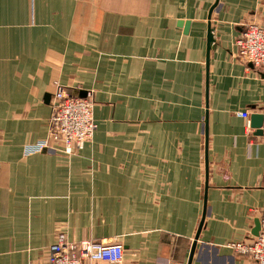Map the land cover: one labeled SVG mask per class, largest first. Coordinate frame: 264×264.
<instances>
[{
	"label": "crops",
	"instance_id": "crops-1",
	"mask_svg": "<svg viewBox=\"0 0 264 264\" xmlns=\"http://www.w3.org/2000/svg\"><path fill=\"white\" fill-rule=\"evenodd\" d=\"M215 1L0 0V264L45 262L58 232L118 239L123 264H255L231 245L264 211L239 115L264 112V73L235 39L264 0ZM55 84L92 93L94 134L26 154Z\"/></svg>",
	"mask_w": 264,
	"mask_h": 264
},
{
	"label": "built area",
	"instance_id": "built-area-1",
	"mask_svg": "<svg viewBox=\"0 0 264 264\" xmlns=\"http://www.w3.org/2000/svg\"><path fill=\"white\" fill-rule=\"evenodd\" d=\"M243 31L235 39L236 57L242 62L251 63L264 73V25L247 21ZM93 99L87 94L85 98L72 96L68 91L55 84L51 100V114L48 121V137L24 147L26 154L41 152L44 149H59L69 154L83 147L90 140L96 129L92 115ZM250 126V113H239ZM261 135L264 142V112L262 113ZM260 229L250 243H233L237 252L249 254L255 264H264V211L259 215ZM46 261L27 264H123V244L118 239H84L68 240L63 232H58L52 244L47 246Z\"/></svg>",
	"mask_w": 264,
	"mask_h": 264
},
{
	"label": "water",
	"instance_id": "water-1",
	"mask_svg": "<svg viewBox=\"0 0 264 264\" xmlns=\"http://www.w3.org/2000/svg\"><path fill=\"white\" fill-rule=\"evenodd\" d=\"M217 2H218V0L215 1V4ZM186 27H187V24H186ZM207 40H208V43H210L212 41L210 30H208ZM262 119H263L262 114H253L250 117V126L252 128H255V130H257L256 132L258 134H261V130L259 128H260V126L262 124ZM200 224H201V222H200ZM259 229H260V223H259V220L257 219V220L254 221V228L252 229L251 234L256 236L258 234ZM195 238H197V236ZM194 245L195 244H193V246H192L191 255H192V253L194 251Z\"/></svg>",
	"mask_w": 264,
	"mask_h": 264
},
{
	"label": "rangeland",
	"instance_id": "rangeland-1",
	"mask_svg": "<svg viewBox=\"0 0 264 264\" xmlns=\"http://www.w3.org/2000/svg\"><path fill=\"white\" fill-rule=\"evenodd\" d=\"M90 93H91V92H87L86 94H90ZM91 94H92V93H91ZM92 115H93V114H92ZM93 119H94V118H93ZM249 134H250V133H249ZM46 150H52V149L49 148V149H46Z\"/></svg>",
	"mask_w": 264,
	"mask_h": 264
}]
</instances>
